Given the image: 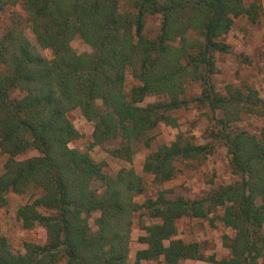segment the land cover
<instances>
[{
  "label": "trees",
  "instance_id": "trees-1",
  "mask_svg": "<svg viewBox=\"0 0 264 264\" xmlns=\"http://www.w3.org/2000/svg\"><path fill=\"white\" fill-rule=\"evenodd\" d=\"M18 2L34 42L18 22L0 38V152L7 156L0 209L8 194L39 192L17 209L16 219L25 230L42 227L46 242L25 243L17 253L0 236V264H129L132 219L139 215L152 223L138 238L132 264H264V140L234 129L245 116L264 118V98L233 86L222 95L212 82L214 56L229 53L223 39L234 21L256 23L264 0H0V14ZM123 3L132 12H121ZM147 15L161 18L154 40L143 34ZM75 37L90 53L71 49ZM128 70L138 85L127 93ZM191 82L201 93L187 100ZM16 91L19 99L11 97ZM150 97L159 100L145 103ZM193 102L211 112L210 141L196 145L177 136L146 156L143 174L169 182L178 162L206 158L221 146L238 181L200 199L161 191L136 203L145 191L142 178L133 169L108 175L90 151L119 140L111 155L131 162L139 145L151 148L148 135L160 125L177 128L173 113ZM75 110L93 126L86 151L69 147L81 138L68 118ZM31 151L37 155L18 158ZM219 209L217 220L233 233L222 237L226 257H205L197 243L176 238L178 221ZM94 213L93 232L88 218Z\"/></svg>",
  "mask_w": 264,
  "mask_h": 264
},
{
  "label": "rangeland",
  "instance_id": "rangeland-1",
  "mask_svg": "<svg viewBox=\"0 0 264 264\" xmlns=\"http://www.w3.org/2000/svg\"><path fill=\"white\" fill-rule=\"evenodd\" d=\"M163 1V0H159ZM121 12H130L127 3L120 7ZM132 12V11H131ZM27 14L23 6L18 2L16 6L7 7L0 14V38L11 25L20 23L26 37L34 42V38L27 28ZM161 18L159 16L147 15L143 34L149 40H154L159 34ZM224 43L229 46L228 54H215L216 73L212 77L215 91L225 94L228 86H233L243 92L247 89H254L261 98H264V10L256 23H251L246 18L241 17L234 21L230 32L224 37ZM71 49L77 54L90 53V48L78 37L70 42ZM45 58H51V51L42 53ZM138 85V82L131 76L130 70L125 75V92ZM201 86L191 82L185 87L184 98L193 100L200 96ZM22 95L14 92L11 97L19 99ZM159 97L145 99V103H153ZM97 105L101 103L97 101ZM178 127L170 128L160 125L149 137L153 138L151 148L146 149L139 145L135 156L131 162H126L121 158H115L111 151L119 148L120 141H114L102 146H96L90 151L94 161L104 163V171L115 176L122 169H133L142 178L145 191L141 196L134 198L136 203H143L148 198H155L161 191H165L167 197H183L186 200H194L205 197L209 192L219 187H223L238 181V178L231 173L226 150L218 146L213 155L198 160L180 161L176 165L179 172L176 177L166 183H158L152 176L142 172V165L146 156L155 151L163 144L173 142L177 136H181L185 142L196 145L210 141L209 134L214 131L215 123L211 120V112L208 108L197 103H191L187 109L173 113ZM68 118L80 133L81 138L70 143L69 147L79 151H86L91 143L93 126L87 122L78 110L68 114ZM234 129L244 130L249 134L256 135L260 140H264V118L248 115L237 122ZM36 152L31 151L18 157L20 160L36 156ZM7 156L0 152V175ZM40 193L32 191L31 194L17 196L7 195V205L0 209V236L5 238L12 250L17 253L24 252L25 243L43 245L46 242V234L42 227L35 226L31 230H25L16 219V211L19 207L39 197ZM222 215V209L210 214L205 219H182L177 223V239L185 243H197L202 254L212 256L219 260L228 255L222 247V237L231 236L233 233L225 228L217 217ZM99 214L94 213L88 218V224L93 232L96 230L94 221ZM152 223L146 217L135 216L131 226V256L129 264L133 262L134 253L141 247L137 242L138 238L144 235V227ZM180 264H211L205 261H186Z\"/></svg>",
  "mask_w": 264,
  "mask_h": 264
}]
</instances>
